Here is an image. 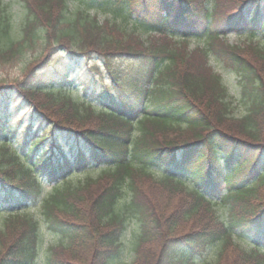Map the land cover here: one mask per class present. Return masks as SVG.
<instances>
[{
	"label": "trees",
	"instance_id": "1",
	"mask_svg": "<svg viewBox=\"0 0 264 264\" xmlns=\"http://www.w3.org/2000/svg\"><path fill=\"white\" fill-rule=\"evenodd\" d=\"M104 1L114 18L68 0H20L15 33L0 0V65L40 44L23 77L49 83L18 87L32 113L24 122L0 80V214L11 207L0 218V264H37L42 225L62 241L47 264H109L131 220L130 264H195L212 246L213 264H264V0ZM202 21L207 39L191 49L198 35L182 26ZM230 32L250 39L231 44ZM214 54L238 76L239 118ZM83 61L94 71L71 79ZM76 80L99 104L72 97ZM41 174L56 183L49 193Z\"/></svg>",
	"mask_w": 264,
	"mask_h": 264
},
{
	"label": "rangeland",
	"instance_id": "2",
	"mask_svg": "<svg viewBox=\"0 0 264 264\" xmlns=\"http://www.w3.org/2000/svg\"><path fill=\"white\" fill-rule=\"evenodd\" d=\"M3 3H7L9 4V11L11 12L12 15H14V32L16 33L18 28H20V23L22 22V15L24 13V10H22V3L20 2V0H2ZM71 2V6L73 7H85L87 10L90 11V13L92 14H97L98 18L100 20H103V18L105 17H109V18H114V15L110 10H107V6L105 4L104 0H68ZM112 6V5H109ZM108 6V7H109ZM115 18L117 20H119L124 26H127L128 28H133V23L131 22V19L127 18L125 21L122 20L121 16L117 15L115 16ZM134 18V17H133ZM184 28V30H188L186 32H194L195 34H197L198 36L192 37L191 42H190V48L192 49L193 47H195L196 45H203L207 39L208 33L206 32V24L202 21V22H198V23H194L191 24L189 26H182ZM138 30H141V28H139ZM142 31V30H141ZM143 32V33H142ZM142 35H146L144 31H142ZM229 40V42L231 44H245L249 39L250 36H248L246 34L245 35H238L237 33H228V35L226 36ZM199 38V39H197ZM42 46L39 44V46H37L36 48H28V50H26L23 54L22 57H19L18 60H14V61H7V63H4L2 65H0V80L4 81L7 85L10 83L11 84V100L13 102L10 103L9 105V112H12L13 115L16 118H22L24 120V122H26L30 116H31V111L28 107V105L25 103V98H24V91L23 90H19L18 87L22 86L24 87L23 89H25L26 87H30L31 86H36V85H49V83H40V78H32L31 75L29 78H24L23 77V72L26 69L27 64L29 63V61H31L32 59L36 58L37 56L40 55ZM210 65L212 66L213 70H216V72H218L222 78L223 81L225 83H227L228 85V91L230 93L228 100L231 102V106H232V111L231 113L238 117L243 115L245 112V108H244V104L241 101V96H240V85H239V80H238V76L236 75V73L233 71V69H231L230 67H228L227 65H225V63L219 59L215 54L210 56ZM98 62L100 64L101 69H104V65L102 64V60L98 59ZM92 65H89L88 63H86L85 61L81 62L80 64L77 63H73V72L71 75V79H77V78H81V76L84 74V71H88L89 73H92L94 70L90 69V67L92 68L93 65L95 63H91ZM94 68V67H93ZM106 72V71H105ZM95 76L98 77L99 81L101 80V75L96 74ZM43 81H45V79H43ZM104 81L109 83L108 81L110 80V77L107 73H105V78ZM78 80L75 81L74 83V88H76L72 95V97L74 98V96H80L81 98L83 97H87L88 101L91 102H95V104H99L98 100H95V98L98 96L96 94V96L94 94H92L91 92H86L83 90L82 87L77 86L78 85ZM101 82V81H100ZM24 93V94H23ZM29 93V92H28ZM91 95V98L88 97ZM2 141V138H0V142ZM12 144L19 150V153L21 155H25V153L23 151H21L19 149V145H17L16 141H13ZM42 154L41 151H36L35 154ZM98 166L96 164L93 165V167H90V169L88 170H78V172H76L75 174H71V178L72 180H78L80 178H84L86 173L88 172H94L96 173V171L98 170ZM154 173L161 177L163 176L165 173V171H163L162 169H154ZM163 174V175H162ZM177 174H180L181 176H183V178H190L191 176L189 174H184L181 171H178ZM41 177L43 178V186L45 187L44 192L49 193L50 191L53 190V188L55 187L56 183L55 182H51L48 180V178L46 176H43L41 174ZM188 182H190L191 180H187ZM58 182V181H57ZM60 182V181H59ZM62 182V181H61ZM185 202V200H184ZM171 203V202H170ZM173 207L176 206L177 204L175 203V201L173 200ZM183 203V202H182ZM181 206V205H180ZM180 206H178V210L180 211H184L183 208H181ZM173 207H169L170 211L173 209ZM6 209H11V207L7 208H3L2 209V214H0V218L6 213ZM34 212V210L32 211ZM31 212V213H32ZM220 212L222 213L223 216L226 215V212L223 211L222 209L220 210ZM4 213V214H3ZM174 214L178 213L177 212H173ZM37 215V214H36ZM38 216V215H37ZM36 217V216H35ZM1 224V222H0ZM184 227H188L187 224L183 223ZM128 230H127V234H125L124 236V244H123V252L121 256H118L116 259H114L112 262L110 261L109 264H130L132 261H134L135 258V252H134V247L135 244L137 242V237H136V231L138 229V226L136 224V222L134 221H130L128 223ZM42 231H43V235H42V245L40 246V250H39V254L37 256V264H47L46 263V259L49 255L50 252L49 251V247L50 245H57L59 244L61 240V237L54 233H52L50 230H48V228H46V226L42 225ZM238 242L244 247H247L248 249H252L253 247H251L250 245H246L245 243H241V241L238 240ZM262 252H264V247L261 249ZM218 253H219V248H217V246H212L211 248H209L206 252H204L201 257L197 258V260L195 261V264H213L215 263L218 259ZM230 253V250L227 252ZM229 261V259H227L225 256L222 258L220 264H227V262Z\"/></svg>",
	"mask_w": 264,
	"mask_h": 264
}]
</instances>
